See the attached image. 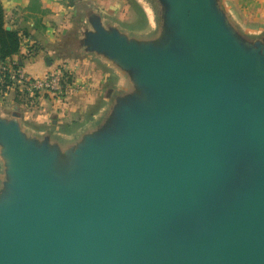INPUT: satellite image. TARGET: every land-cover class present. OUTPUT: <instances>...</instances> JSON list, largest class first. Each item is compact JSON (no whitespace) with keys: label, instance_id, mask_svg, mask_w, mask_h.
<instances>
[{"label":"water","instance_id":"obj_1","mask_svg":"<svg viewBox=\"0 0 264 264\" xmlns=\"http://www.w3.org/2000/svg\"><path fill=\"white\" fill-rule=\"evenodd\" d=\"M148 1L136 34L80 7L67 53L130 87L62 138L72 166L0 112V264H264V31L223 0Z\"/></svg>","mask_w":264,"mask_h":264},{"label":"crops","instance_id":"obj_2","mask_svg":"<svg viewBox=\"0 0 264 264\" xmlns=\"http://www.w3.org/2000/svg\"><path fill=\"white\" fill-rule=\"evenodd\" d=\"M0 1L5 11L6 27L17 31L21 39L20 53L9 62L17 63L34 78L43 77L53 70L55 64L51 54L55 51L54 47L64 44L66 38L74 34L76 20L83 19L80 8L82 5L93 6L106 18L110 16L114 23H119L114 19L118 16L115 6L119 0ZM223 3L242 29L252 34L264 31V0H223ZM79 55L80 60L68 62V72L72 74L73 80L68 94L63 98L59 95L35 94L34 105L29 110L22 108V105L12 106L13 110L21 114L22 119L31 120L37 131H42L41 126H48L50 123L57 127L64 125L72 128L99 101L107 100L103 87L111 86L119 78L117 71L99 58ZM48 58L51 65L46 62ZM110 89L112 88L108 90ZM0 112L7 115V110L1 106ZM52 117L56 119L51 121Z\"/></svg>","mask_w":264,"mask_h":264},{"label":"rangeland","instance_id":"obj_3","mask_svg":"<svg viewBox=\"0 0 264 264\" xmlns=\"http://www.w3.org/2000/svg\"><path fill=\"white\" fill-rule=\"evenodd\" d=\"M145 0H119L116 3V18L115 21H117L118 25L121 26L122 29L127 31H132L134 34L143 32L146 33L149 30L152 29V25L154 24L153 15L151 10H149L148 3ZM108 16V15H107ZM110 21H113V18L110 16L107 17ZM118 19V20H117ZM120 19V20H119ZM116 23V22H115ZM84 24L83 19L76 20V24L74 25V34L78 35L81 25ZM67 43H64L62 45H56L54 53L51 54V57L54 61V67L53 70H51L50 73L59 71L64 75V82L67 83V85H71V82L73 80L72 74L68 72V65L70 61L74 59H79L81 56L79 54L71 55L67 53ZM67 61V62H66ZM66 66V67H65ZM109 82H107L108 84ZM15 83H11L9 86L11 88H5L3 90V86H0V106L2 109L7 110V116L10 117L15 110L12 109V106H19L22 105V108L25 110H29L34 105V96H30L29 93L22 91L17 85L15 87ZM121 89L123 88H129V80L126 77H117L115 81H113V84L106 85L103 87L104 96H107V92L109 88L115 89V88ZM9 92V93H8ZM8 93L7 96L5 94ZM38 94V93H37ZM41 95H48L49 93H39ZM67 92L63 91L62 94H59L61 98H63ZM51 95V94H50ZM4 98V99H3ZM33 104V105H32ZM108 100L106 101H99L93 109L88 111L87 115H85L84 119L75 124L72 128L71 126H60L57 127V125H53L50 123L48 126H41L42 131L47 132L48 135H50V138L52 139V143L59 146V152L62 156V159L65 162L66 166H72L73 162L70 159L69 156V149H65L64 144L61 140L65 136L70 139L72 137H77L78 134H80L82 131H86L89 128H92L93 126H97V128L103 123L106 116L110 115V110H108ZM27 113V111H25ZM21 115V114H20ZM56 118L52 117L50 120H54ZM23 127L26 130V132L30 135H33V133L38 132L37 129L34 128L33 122L29 119H22ZM95 124V125H94ZM71 128V129H70ZM40 131V132H42ZM61 144V145H60ZM66 160V161H65ZM0 172H1V166H0Z\"/></svg>","mask_w":264,"mask_h":264},{"label":"built area","instance_id":"obj_4","mask_svg":"<svg viewBox=\"0 0 264 264\" xmlns=\"http://www.w3.org/2000/svg\"><path fill=\"white\" fill-rule=\"evenodd\" d=\"M9 77L11 83L19 85L22 91L34 96L39 93H49L51 95L62 94L63 91L70 90V85L64 82V75L59 72H52L40 78H34L26 73L17 63H0V86L5 84L6 77ZM15 85V86H17ZM7 88H11L8 86Z\"/></svg>","mask_w":264,"mask_h":264},{"label":"trees","instance_id":"obj_5","mask_svg":"<svg viewBox=\"0 0 264 264\" xmlns=\"http://www.w3.org/2000/svg\"><path fill=\"white\" fill-rule=\"evenodd\" d=\"M21 39L19 33L15 30H7L6 18L3 5L0 1V63H6L14 56L20 53ZM72 82V81H69ZM11 82L7 76L3 90L7 88Z\"/></svg>","mask_w":264,"mask_h":264}]
</instances>
